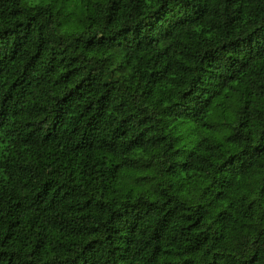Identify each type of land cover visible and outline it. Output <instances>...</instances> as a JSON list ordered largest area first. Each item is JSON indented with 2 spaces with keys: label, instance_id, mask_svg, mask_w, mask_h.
<instances>
[{
  "label": "trees",
  "instance_id": "1",
  "mask_svg": "<svg viewBox=\"0 0 264 264\" xmlns=\"http://www.w3.org/2000/svg\"><path fill=\"white\" fill-rule=\"evenodd\" d=\"M0 264H264V0H0Z\"/></svg>",
  "mask_w": 264,
  "mask_h": 264
}]
</instances>
